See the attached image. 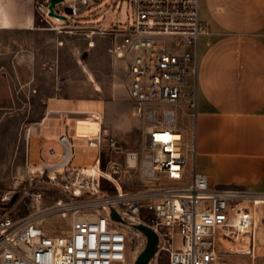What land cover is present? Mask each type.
<instances>
[{
    "label": "built area",
    "instance_id": "2783aa9c",
    "mask_svg": "<svg viewBox=\"0 0 264 264\" xmlns=\"http://www.w3.org/2000/svg\"><path fill=\"white\" fill-rule=\"evenodd\" d=\"M128 5L132 24L128 16L123 30L106 34L118 37L110 50L122 62L123 86L132 114L141 122L139 146L124 156L125 167L136 169L142 185L75 205L85 184L69 180L75 170L76 176L81 172L69 167L71 145L66 134L59 135L56 142L63 152L49 146L46 154L60 159L25 165L28 188L22 193L39 202L43 193L37 179L45 188H61L55 205L71 212L69 228L48 234L33 220L0 215V264H124L129 253L137 257L145 245V236L134 227L138 224L157 235V250L148 264H157L159 254L166 256V264H240L217 249L231 227H240L230 212L239 192L210 186L207 175L196 168V96L192 92L186 98L185 90L187 80L195 78L197 44L206 31L199 0H128ZM67 6L76 15L75 5ZM113 23L121 20L115 17ZM165 37L172 38L171 45ZM178 109L192 120L190 131L177 126ZM97 141L99 148L101 141L118 148L110 136L99 135ZM110 169L121 171L115 163ZM1 199L8 200V194ZM112 210L119 219L111 216Z\"/></svg>",
    "mask_w": 264,
    "mask_h": 264
},
{
    "label": "rangeland",
    "instance_id": "374dc122",
    "mask_svg": "<svg viewBox=\"0 0 264 264\" xmlns=\"http://www.w3.org/2000/svg\"><path fill=\"white\" fill-rule=\"evenodd\" d=\"M68 3L75 5L76 15H67V19L62 20L46 13L48 0H34L30 30L0 32V215L33 220L48 234H63L71 223V212L55 205L63 194L62 189L52 184L45 188V183L39 179L37 187L43 193L42 199L35 202L23 195L22 191L28 188L24 181L26 163L33 166L60 159L45 157L39 152L36 139L31 138L26 160L27 128L43 115L47 102L52 99L106 103L121 94L122 62L110 50L118 37L106 32L123 30L128 16L132 24L128 0H64L54 7V12L64 14L62 8ZM115 17L121 24L113 23ZM165 38L171 45L172 38ZM89 72L94 82L89 80ZM190 92L188 79L185 94ZM127 101L125 97L120 99L122 103ZM132 112L130 107L125 110L121 122L117 114L114 122L108 124L115 128V133L103 135L112 137L118 148L105 147V142L101 141L100 163L88 173L73 166L92 163L90 155L96 144L95 137L89 133V124L72 125L65 133L71 145L69 167L81 172L76 176L75 170L69 180L85 182L75 205L89 202L98 195L111 196L141 187L136 169L125 167L124 152L137 149L140 143L141 122ZM177 126L187 131L192 128V120L184 116L181 109L177 113ZM58 148L62 153V146ZM113 163L120 166L118 174L110 173ZM67 175L61 173L59 176ZM43 178L48 180L45 174ZM229 188L239 192L230 209L232 217L248 216L250 224L245 230L231 227L230 233L218 241L217 249L230 262L264 264V195ZM6 194L9 199L3 201L1 198ZM135 260L136 255L129 253L124 264H135ZM166 263V256L159 254L157 264Z\"/></svg>",
    "mask_w": 264,
    "mask_h": 264
},
{
    "label": "crops",
    "instance_id": "0c3cea01",
    "mask_svg": "<svg viewBox=\"0 0 264 264\" xmlns=\"http://www.w3.org/2000/svg\"><path fill=\"white\" fill-rule=\"evenodd\" d=\"M33 1L0 0V32L30 30ZM199 18L206 31L197 44L191 92L185 94L196 96V168L207 175L210 186L264 195V0H199ZM124 97L129 99L123 86L121 94L106 103L59 98L47 102L43 115L27 128L26 160L31 138L49 157V146L60 153L59 135L72 125L88 123L96 144L92 163L73 167L96 168L101 159L99 135L115 133L108 124L117 114L121 122L133 106L130 99L120 102Z\"/></svg>",
    "mask_w": 264,
    "mask_h": 264
},
{
    "label": "water",
    "instance_id": "95a60500",
    "mask_svg": "<svg viewBox=\"0 0 264 264\" xmlns=\"http://www.w3.org/2000/svg\"><path fill=\"white\" fill-rule=\"evenodd\" d=\"M63 1L64 0H48V6H47L49 10L48 15L56 17V18H60L62 20L67 19V15L72 14L71 7L67 5L64 6L62 8L64 14H57L54 12V7L57 4L62 3ZM111 216L115 219H119L117 214L113 210L111 211ZM134 227L138 229L139 231H141L146 238V242H145L143 249L140 251V253L136 257L135 264H148L157 250V241H158L157 235L151 228H149L148 226L144 224H138V225H135Z\"/></svg>",
    "mask_w": 264,
    "mask_h": 264
},
{
    "label": "bare ground",
    "instance_id": "6f19581e",
    "mask_svg": "<svg viewBox=\"0 0 264 264\" xmlns=\"http://www.w3.org/2000/svg\"><path fill=\"white\" fill-rule=\"evenodd\" d=\"M2 24H5V22L4 21H2ZM3 26V25H2ZM80 54V53H79ZM75 55V54H74ZM78 57V56H77ZM82 60V59H81ZM84 66V65H83ZM85 72H86V70H84ZM88 78H89V80L90 81H93L94 82V78H93V76H92V74H90V72H89V74H88ZM97 83V82H96ZM98 86L96 87V89L98 90ZM83 172L84 173H88V172H91V170H88V169H84L83 170ZM95 172L96 173H100V171L99 170H95ZM88 177H90V176H88ZM75 178V177H74ZM80 178H82V177H80ZM87 178V177H86ZM73 180V179H72ZM78 180V179H77ZM82 182V181H81ZM85 183V182H84ZM77 192H79V190L77 189ZM238 215V214H237ZM236 215V216H237ZM239 219V220H238ZM236 221H238V223H239V226H240V228L241 229H243V230H245L247 227H248V225L250 224V222H249V217L248 216H243V215H238L237 216V218H236ZM139 234V233H138ZM262 250V249H261Z\"/></svg>",
    "mask_w": 264,
    "mask_h": 264
}]
</instances>
